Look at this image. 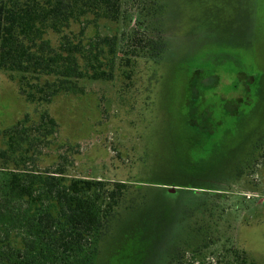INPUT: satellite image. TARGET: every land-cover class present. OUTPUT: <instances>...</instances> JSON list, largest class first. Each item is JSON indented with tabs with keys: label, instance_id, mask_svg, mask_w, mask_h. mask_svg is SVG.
Segmentation results:
<instances>
[{
	"label": "rangeland",
	"instance_id": "374dc122",
	"mask_svg": "<svg viewBox=\"0 0 264 264\" xmlns=\"http://www.w3.org/2000/svg\"><path fill=\"white\" fill-rule=\"evenodd\" d=\"M119 6L117 21L84 28L85 42L116 38L110 80L85 77L38 100L34 77L0 69V175L27 155L67 179L128 184L92 264H164L193 244L205 247L195 264H235L232 249L264 264V138L247 155L264 134V0ZM159 35L166 51L156 64L130 48Z\"/></svg>",
	"mask_w": 264,
	"mask_h": 264
},
{
	"label": "trees",
	"instance_id": "16d2710c",
	"mask_svg": "<svg viewBox=\"0 0 264 264\" xmlns=\"http://www.w3.org/2000/svg\"><path fill=\"white\" fill-rule=\"evenodd\" d=\"M119 2L0 0V69L23 75V82L25 75L34 77L35 86L30 87L39 94L38 100L44 99L43 95L50 99L60 91L74 89L76 82L85 77L110 80L116 38L97 35L85 42L84 28L90 22L117 21ZM73 25L79 27L77 33L72 30ZM52 36L55 44L51 43ZM134 40L130 48L136 53L145 52L144 56L155 64L162 59L166 44L160 35L156 40ZM124 56L120 60L128 65L130 57L127 53ZM48 121L54 124L52 119ZM262 138L264 134L253 143L248 156L257 150ZM14 141L9 138L8 151H16L18 142ZM1 155L6 163L9 157L4 152ZM260 157L264 160V151ZM28 160L27 155H21L12 160V168L2 167L6 174L0 175V264H92L117 216L128 184L67 179L62 167L40 170L30 166ZM201 198L195 199V210L200 208ZM190 246L175 247L164 264H185L184 253L188 250L189 264L198 262L204 244ZM232 250L235 264H255L246 263L244 253L241 256Z\"/></svg>",
	"mask_w": 264,
	"mask_h": 264
},
{
	"label": "built area",
	"instance_id": "2783aa9c",
	"mask_svg": "<svg viewBox=\"0 0 264 264\" xmlns=\"http://www.w3.org/2000/svg\"><path fill=\"white\" fill-rule=\"evenodd\" d=\"M247 197H249V195Z\"/></svg>",
	"mask_w": 264,
	"mask_h": 264
}]
</instances>
